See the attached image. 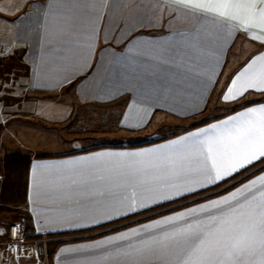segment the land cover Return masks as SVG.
I'll return each mask as SVG.
<instances>
[{"label": "crops", "instance_id": "1", "mask_svg": "<svg viewBox=\"0 0 264 264\" xmlns=\"http://www.w3.org/2000/svg\"><path fill=\"white\" fill-rule=\"evenodd\" d=\"M114 1L108 0L103 9L104 0H95L101 11L74 13L75 22L66 26L60 14L44 23L50 5L60 13L65 11L61 0H0L4 9L0 11V205L7 184L6 157L21 154L26 164L24 203L11 205L13 211H0V264L5 260L3 243L8 227L14 221L30 238L49 239L50 264H96L100 250L90 246L97 242L204 203L205 198L215 199L217 193L232 190L233 183L246 181L252 172L261 174L257 164L219 187L127 216L112 212L111 218L100 216V223L69 211L76 208L74 203L53 202L46 185L34 187L36 163L61 165L98 153L156 148L219 123L243 110V105L264 103V94L254 91L234 102L222 99L230 78L264 50L259 41L243 33H219L212 23L198 22L190 14L176 17L164 3L152 26H133L145 12L134 7L133 24L124 21L112 28ZM198 25L201 35L211 37V51L202 52L195 65L188 66L190 70L145 62L135 54L137 47L151 55L154 45L175 46L180 38L174 30L196 34ZM76 33H83L82 38H74ZM99 60L101 70L96 68ZM177 73L185 82L182 89L172 84ZM149 81L153 83L145 86ZM65 92L69 100H63ZM136 124L139 127H131ZM73 218L75 222H69ZM31 252L10 260V264H45Z\"/></svg>", "mask_w": 264, "mask_h": 264}, {"label": "snow or ice", "instance_id": "2", "mask_svg": "<svg viewBox=\"0 0 264 264\" xmlns=\"http://www.w3.org/2000/svg\"><path fill=\"white\" fill-rule=\"evenodd\" d=\"M61 2L65 11L60 13L50 5L44 13L45 25L58 14L70 26L76 20L74 13L101 11L95 0ZM161 3L176 17L190 14L198 22L212 23L219 33H243L259 41L264 49V0H155L157 6ZM102 7H108V0ZM153 19L155 15L148 18L145 26H152ZM143 22L144 16H140L133 26ZM168 27L172 30L170 21ZM174 31L180 38L175 46L154 45L151 55L137 47L135 54L145 62L190 70L188 66H194L202 52L211 51L212 39L200 34L199 25L196 34ZM82 36L83 33H76L74 38ZM152 83L146 82L145 86ZM172 84L182 89L185 82L177 73ZM225 89V102L241 99L249 91L264 94V50L251 57ZM242 109L219 123L156 148L98 153L61 165L36 163L34 187L46 185L53 202L74 203L76 208L69 211L100 223V216L111 218L112 212L127 216L219 187L260 164L261 174L252 172L246 181L233 183L232 190L226 189L227 194L217 193L215 199L205 198L204 203L185 207L90 247L100 250L96 264H264V103L243 105ZM43 169L56 171L43 173ZM75 219L69 222L74 223Z\"/></svg>", "mask_w": 264, "mask_h": 264}, {"label": "rangeland", "instance_id": "3", "mask_svg": "<svg viewBox=\"0 0 264 264\" xmlns=\"http://www.w3.org/2000/svg\"><path fill=\"white\" fill-rule=\"evenodd\" d=\"M114 5L112 6V10L110 11V16L111 18L113 17L114 19L111 21V27H117L118 24L124 22V21H127V24L128 23H131L133 24V20L136 19L135 16H133V12H134V7H141V9H144L145 12H143V15L144 16V22L143 23H147L148 22V18L151 17V16H154L155 15V19L156 18H159V16L157 15L158 13V8H163L162 5H159L157 6L155 4V1H150V0H143V2H141V0H115ZM114 10H115V14H114ZM118 11H120L118 13ZM116 13H118V15L116 16ZM124 13H127L126 15ZM114 14V16H113ZM124 14V15H123ZM153 14V15H152ZM157 15V16H156ZM135 17V18H134ZM154 20V19H153ZM117 24V25H116ZM115 34V33H114ZM112 34V37L113 35ZM101 66H102V61L100 62L99 60V63L98 65L96 66L97 70H101ZM95 84V83H94ZM92 87V86H90ZM66 94V92H65ZM63 93V100H69L70 99V96L69 95H65ZM186 122V121H185ZM172 130H176L175 127L172 128ZM20 205V204H19ZM17 205V206H19ZM17 206H14V208L16 209ZM18 210H20L21 208H17ZM14 210V209H13ZM13 223H17V222H13ZM3 224L0 223V233H1V230H2V226ZM22 228V227H21ZM23 229V228H22ZM24 230V229H23ZM25 231V230H24ZM26 233V232H25ZM27 234V233H26ZM28 238L29 235L27 234ZM37 238H41V237H37ZM43 238V237H42ZM30 239H33V238H30ZM48 247V246H47ZM28 250H31L32 252V256L35 258V259H41V260H44L43 258V255L41 253H39L38 251H36V249L34 248V245L33 244H29L28 247L26 249H24L18 256H16L15 258L13 259H16L18 258L19 256H21L23 253H25L26 251ZM34 254V255H33ZM31 257V258H33ZM12 260V259H11ZM10 260L8 261H3L2 264H10L9 262Z\"/></svg>", "mask_w": 264, "mask_h": 264}, {"label": "trees", "instance_id": "4", "mask_svg": "<svg viewBox=\"0 0 264 264\" xmlns=\"http://www.w3.org/2000/svg\"><path fill=\"white\" fill-rule=\"evenodd\" d=\"M21 157L22 155L17 153L9 154L6 157L5 163L8 168V174L6 176L7 184L5 185V190L1 194V212L13 211L11 205L24 203L25 191L23 184L26 164Z\"/></svg>", "mask_w": 264, "mask_h": 264}, {"label": "built area", "instance_id": "5", "mask_svg": "<svg viewBox=\"0 0 264 264\" xmlns=\"http://www.w3.org/2000/svg\"><path fill=\"white\" fill-rule=\"evenodd\" d=\"M21 229L19 223H11L9 225L7 238L3 243V258L5 260L15 258L31 243L34 245L36 251L43 255L45 264H50L47 250L49 239L46 237L30 239L25 231L23 229V231H21Z\"/></svg>", "mask_w": 264, "mask_h": 264}]
</instances>
